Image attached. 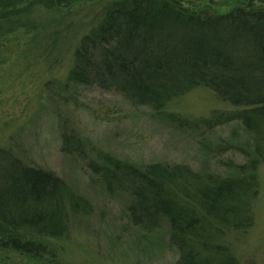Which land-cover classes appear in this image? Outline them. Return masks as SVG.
<instances>
[{
  "label": "trees",
  "instance_id": "obj_1",
  "mask_svg": "<svg viewBox=\"0 0 264 264\" xmlns=\"http://www.w3.org/2000/svg\"><path fill=\"white\" fill-rule=\"evenodd\" d=\"M32 1L0 0V16L25 11ZM45 1L65 7L72 2ZM68 78L73 84L115 91L156 111L176 96L206 86L222 101L243 106L202 120L207 127L239 120L261 139L264 10L236 6L215 13L192 10L179 0H118L81 38ZM73 135L64 130L62 151L82 157ZM258 163L252 158L245 169L234 164L228 176L180 164L139 167L109 154L101 164L90 160L87 165L108 191L129 195L127 218L133 225L152 229L166 221L169 242L179 252L175 264H237L232 256L221 257V245L212 237L221 226L251 225ZM90 206L53 171L0 149V251L52 261L50 240L66 235L70 216L88 212Z\"/></svg>",
  "mask_w": 264,
  "mask_h": 264
},
{
  "label": "rangeland",
  "instance_id": "obj_2",
  "mask_svg": "<svg viewBox=\"0 0 264 264\" xmlns=\"http://www.w3.org/2000/svg\"><path fill=\"white\" fill-rule=\"evenodd\" d=\"M39 1L10 17L0 16V149L53 171L91 206L70 216L66 235L50 240L52 261L4 250L0 264H175L179 252L169 242L166 221L152 229L133 225L127 218L129 195L108 191L88 168L90 160L101 164L104 154L139 167L180 164L222 176L232 175L234 164L245 169L258 158L251 225L221 226L212 238L221 245L222 258L264 264V137L248 132L239 120L211 129L202 122L243 106L197 86L156 111L112 90L73 84L68 76L75 49L118 0H72L67 7ZM179 1L215 13L236 6L264 10V0ZM64 130L80 141L82 157L62 151Z\"/></svg>",
  "mask_w": 264,
  "mask_h": 264
}]
</instances>
